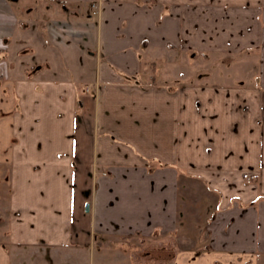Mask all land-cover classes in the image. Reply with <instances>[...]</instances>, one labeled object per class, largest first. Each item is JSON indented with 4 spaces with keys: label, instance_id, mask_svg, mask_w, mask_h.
Wrapping results in <instances>:
<instances>
[{
    "label": "crops",
    "instance_id": "1",
    "mask_svg": "<svg viewBox=\"0 0 264 264\" xmlns=\"http://www.w3.org/2000/svg\"><path fill=\"white\" fill-rule=\"evenodd\" d=\"M225 56L227 85L168 69ZM18 249L264 264V0H0V264Z\"/></svg>",
    "mask_w": 264,
    "mask_h": 264
},
{
    "label": "rangeland",
    "instance_id": "2",
    "mask_svg": "<svg viewBox=\"0 0 264 264\" xmlns=\"http://www.w3.org/2000/svg\"><path fill=\"white\" fill-rule=\"evenodd\" d=\"M236 58H229V57H223L222 59H217V60H200L199 58L196 60H189L184 59L182 61V58L180 59V61L178 63L173 64V66H169L168 69L169 70H183L180 72V74L182 73H188L190 72L191 74L187 76H185L183 78V80L185 81H194V82H201V83H217L220 85H227L231 82V78H233L232 75L234 76H239L240 71L237 70V66H236V62L235 61ZM172 68V69H171ZM164 69V68H163ZM251 70V69H250ZM228 72V74H227ZM254 72V71H253ZM197 73V74H196ZM217 73V74H215ZM31 253V254H30ZM50 250H47V252H44L43 250H41L40 254H36V252L33 253V251L31 252H25V250L22 249H18L16 250L15 253V263L16 264H27V262L24 260L25 259H37V258H45L48 259L47 261H52V257L50 255ZM64 253V252H63ZM26 254V255H24ZM36 254V255H35ZM69 254V252H65L63 254V258L68 257L67 255ZM94 256V255H93ZM61 257V256H60ZM87 257V256H86ZM85 257V258H86ZM85 258H82V260H85ZM96 255L94 256V263H92V256L90 258V260H86L84 262V264H99L97 262L96 259ZM83 263V262H82Z\"/></svg>",
    "mask_w": 264,
    "mask_h": 264
},
{
    "label": "water",
    "instance_id": "3",
    "mask_svg": "<svg viewBox=\"0 0 264 264\" xmlns=\"http://www.w3.org/2000/svg\"><path fill=\"white\" fill-rule=\"evenodd\" d=\"M86 208H88V206H86Z\"/></svg>",
    "mask_w": 264,
    "mask_h": 264
},
{
    "label": "built area",
    "instance_id": "4",
    "mask_svg": "<svg viewBox=\"0 0 264 264\" xmlns=\"http://www.w3.org/2000/svg\"><path fill=\"white\" fill-rule=\"evenodd\" d=\"M103 175H104V173H103Z\"/></svg>",
    "mask_w": 264,
    "mask_h": 264
}]
</instances>
